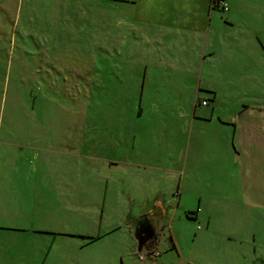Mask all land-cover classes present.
<instances>
[{
    "label": "rangeland",
    "instance_id": "1",
    "mask_svg": "<svg viewBox=\"0 0 264 264\" xmlns=\"http://www.w3.org/2000/svg\"><path fill=\"white\" fill-rule=\"evenodd\" d=\"M4 2L0 0V10L6 18ZM137 6L124 9L115 20L112 41L105 33L99 48L97 43L98 57L74 55V43H69L67 62L60 70L52 67V72L31 74L28 56L34 51L44 54L50 49L52 53L55 47H63L34 40L29 27L20 25L15 29L12 18L0 25V34H4V69L0 74V147L4 156L0 160V192L13 182H32L31 169L39 163L37 154L47 153L49 164L55 165L58 157L69 173L66 192L68 199L76 202L66 213L71 230L93 227L95 213L97 217L103 214L102 221L96 222V231L104 230L108 222L120 216L110 201L117 197L127 207L130 204L118 188L123 183L145 181L143 188L149 200L153 191H161L165 203L170 205V215L160 231L162 235L159 234V250L165 246L173 249L175 238L182 246L183 261L232 263L233 248L254 242L261 246L264 258V177H260V186L254 187L248 178L252 171L248 163L246 180L236 185L232 174L229 175L234 159L230 154L224 155L230 143L218 134L217 115L212 122L197 117L191 124L194 114L209 115L213 104L223 109L221 116H227V111L237 112L233 110L239 108L238 103L241 107L243 103L249 104L246 110L250 112L264 109V74L258 82L256 74L243 71L250 64L238 56L231 58L235 61L234 71H228L223 64L228 59L225 48L222 58H212L220 65L217 68H212L210 62L195 75L177 74L179 69L174 72L170 64L163 70L167 58L158 50V36L163 34L161 25L146 22L142 5L136 10ZM9 12L11 17V8ZM206 17L209 18L207 12ZM261 28L264 36V27ZM207 30L202 31L204 37ZM236 32L233 27L227 28L229 54L240 49L234 43L238 42L233 38ZM215 33L212 28L209 35ZM36 61L40 65L45 58L37 54ZM45 65L50 66L48 58ZM50 82L55 83L53 87ZM33 98L35 105H24L26 99ZM202 98L206 103L200 102ZM226 126L222 125L225 131ZM207 129L210 138L219 139L209 147L217 148L212 149L214 154H207L200 147L196 151L192 149L194 144L189 146L190 132L198 135V143L208 146ZM241 146V157L250 159L252 155L247 152L255 147L252 137ZM106 178L111 184L114 180L120 185L113 192L110 187L107 191ZM60 187L64 188V183L58 184ZM132 198L134 208L143 200L148 202L146 197ZM220 246L225 250H217ZM237 253L235 260L241 261V251ZM174 255H178L177 251Z\"/></svg>",
    "mask_w": 264,
    "mask_h": 264
},
{
    "label": "crops",
    "instance_id": "2",
    "mask_svg": "<svg viewBox=\"0 0 264 264\" xmlns=\"http://www.w3.org/2000/svg\"><path fill=\"white\" fill-rule=\"evenodd\" d=\"M211 2L212 0H5L6 5H3V9L6 18L5 13L0 10L2 17L0 25L4 24L5 19L12 18L14 28L20 25L29 27V34L34 40L51 41L63 47V49L55 47L56 50H52V53H49L50 49L45 50L44 54L34 51L28 56L32 66L31 74L42 71L52 72L50 70L52 67L60 70V66L67 62L69 43H74V55H79L81 58L98 57L100 51L96 49L97 43L99 48V42L104 38L105 33L112 41L113 26L117 25L115 20H118L122 11L124 9L127 11L131 5H142L144 20L148 23H159L163 31V34L158 36V50L164 52L167 58L165 65L162 66L163 70H166L170 64L174 72L179 69L177 74L195 75L198 71L207 68L210 62L212 68H217L220 65L212 58H222V48H225L228 49V59L223 64H226L228 71H234L235 61H231V58L235 59V56H238L250 64L249 69L244 68L243 71L256 74L258 82H261L260 75L264 74V36L260 27H264V0H227L229 8L224 10L227 11L224 13L219 11L222 9L213 8ZM10 8L11 17L8 15ZM206 12L209 18L206 17ZM126 16H129V12H126ZM228 27L237 30L233 38L239 42L234 43L240 47L238 52L232 51L231 54H229ZM212 28L217 33L210 36ZM206 29L208 33L204 37L202 31ZM198 32L201 33L197 34ZM85 43H88V46ZM3 49L4 34L2 33L0 34V74L4 69ZM37 54L45 58L40 65H37ZM47 58L50 61L48 67L44 66ZM18 67L19 70L22 67L20 60ZM50 84V87H53L55 83L50 82ZM202 101L203 98L200 102ZM21 102L22 98L19 100L20 105ZM24 102L26 106H33L36 98L26 99ZM197 104L196 99L195 108ZM237 105L239 108L233 110L237 112L233 114L227 111V116H221L223 109L213 104L209 115L194 114L191 124L197 117H202L201 121L212 122L216 114V127L220 129L218 134L220 133L222 138L230 143L224 155L230 154L234 159L230 165L232 172L229 175L232 174L231 177L236 185L239 183L242 185L247 178L246 166L249 163L252 165V171L248 178L252 180L251 184L254 187H258L260 177H264V109L250 112L246 110L249 104L243 103L244 107L239 103ZM2 120L3 102L0 114V141L3 138ZM222 125H227L228 130H223ZM207 135L209 137V130ZM250 137L255 147L251 153L247 152L252 156L246 160L241 157L243 151L241 145ZM197 138L196 133H189V146L194 144L192 149L195 148L197 151V147H200L206 150L207 154L212 153L214 151L212 149H217L209 148L213 141L219 140L217 136L209 137L208 146L198 143ZM3 156L4 149L0 147V160ZM37 157L39 163L34 164L31 169L32 182L29 184L13 182L0 192V264H193L187 260L183 261L185 258L182 257L184 255L182 246L175 238L173 249L171 246H165L164 250H159L161 245L159 234L162 235L160 231L164 229L165 221L170 215V205L165 203L163 192L153 191L149 200L148 192L143 188L147 185L145 181L134 184L123 183L122 187L118 188L119 194L130 204L128 208L117 197L110 201L114 202L112 209H116L120 214L116 220L108 222L104 230L100 228L96 231V222L102 221L103 214L97 217L98 214L95 213L93 227L71 230L67 224L66 213L67 208L76 205V202L71 201L67 196L69 173L64 170L65 163L57 157L55 165L49 164L47 153H38ZM2 166L0 161V168ZM37 179H40V183ZM63 183L64 188L58 189V184ZM104 183L107 191L110 187L111 192L120 185L114 180L111 184L109 178H106ZM131 197L132 199L146 197L148 202L143 200L144 202H139V206L134 208L130 202ZM133 202L135 203V200ZM130 215L131 219H128ZM154 219L159 220L155 222ZM121 233L125 234V238ZM120 235L123 236L122 239ZM153 250L159 252L157 257L148 255L149 251ZM217 250L222 251L225 248L220 246ZM238 250L241 251V261L235 260ZM260 250L261 246L254 242L243 244L237 249L236 247L232 249L234 255L232 263L223 261L218 264H238V262L264 264ZM175 251L178 253L177 256L174 255ZM141 254L146 255L145 258L141 259Z\"/></svg>",
    "mask_w": 264,
    "mask_h": 264
},
{
    "label": "built area",
    "instance_id": "3",
    "mask_svg": "<svg viewBox=\"0 0 264 264\" xmlns=\"http://www.w3.org/2000/svg\"><path fill=\"white\" fill-rule=\"evenodd\" d=\"M215 3H216V5H218V7H220L223 10H227L229 8V5L227 3V0H215ZM203 103H206V101H203ZM148 255L149 256H156L157 257L159 255V252L156 251V250L149 251ZM145 256L146 255L141 254L140 255V258L143 259V258H145Z\"/></svg>",
    "mask_w": 264,
    "mask_h": 264
},
{
    "label": "trees",
    "instance_id": "4",
    "mask_svg": "<svg viewBox=\"0 0 264 264\" xmlns=\"http://www.w3.org/2000/svg\"><path fill=\"white\" fill-rule=\"evenodd\" d=\"M214 3H215V0H212L211 5H212L213 8H219V9H221L220 7H218V5H216V3L215 4Z\"/></svg>",
    "mask_w": 264,
    "mask_h": 264
}]
</instances>
